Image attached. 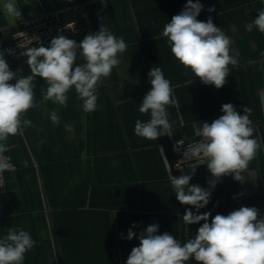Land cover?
<instances>
[{
	"label": "crops",
	"instance_id": "1",
	"mask_svg": "<svg viewBox=\"0 0 264 264\" xmlns=\"http://www.w3.org/2000/svg\"><path fill=\"white\" fill-rule=\"evenodd\" d=\"M0 0V51L8 44L21 21L42 11L57 12L61 21H75L86 32L69 39L81 42L101 26L127 48L119 55L121 63L111 75L102 78L97 93V108L85 113L75 89L68 92L67 106L45 100L46 81H33L36 107L26 113L33 127L23 135L9 136L6 151L16 168L5 173L0 189V238L10 227H20L36 241L25 254L23 264H126L133 247L139 246V234L147 226L158 224V234H172L181 243L194 238L199 224L187 225L183 215L190 209L176 199L167 165L175 154L172 139H192L196 127L211 123L223 115L222 105L231 103L257 127L254 138L264 145V33L251 23L264 0H199L203 9L197 17L213 23L232 40V54L238 65H229L225 85L217 89L205 85L185 69L171 53L164 25L179 14L187 0H14L21 18L5 15ZM197 2V0H193ZM77 4V10L72 5ZM214 7L215 11L208 9ZM16 77L30 75L27 57L14 61L4 55ZM84 63L78 58L76 65ZM158 66L170 80L179 109L168 107L172 135L148 140L134 132L135 122H147L149 114L139 112L140 103L151 89L148 72ZM13 83L15 82L12 81ZM57 111L60 124L49 114ZM73 126V131L65 130ZM192 175L191 185L211 192L208 205L198 214L227 215L242 206L255 207L264 217V147L242 173L241 181L224 176L214 188L215 179L207 165ZM175 174L173 176H180ZM136 225V227H133ZM136 233L128 240V230ZM187 264H196L190 260Z\"/></svg>",
	"mask_w": 264,
	"mask_h": 264
},
{
	"label": "clouds",
	"instance_id": "2",
	"mask_svg": "<svg viewBox=\"0 0 264 264\" xmlns=\"http://www.w3.org/2000/svg\"><path fill=\"white\" fill-rule=\"evenodd\" d=\"M101 3L107 4L105 0ZM3 8L5 15L15 20L21 18L14 0H6ZM202 9L199 0L195 3L187 0L183 10L164 25L162 35L167 37L171 53L185 69H190L203 84L220 89L229 76V65H238V54H232L231 38L213 23L211 16L206 22L197 19ZM208 11L213 12L215 8L210 7ZM254 27L264 33V10L246 25V30L251 32ZM126 48L124 39L116 37L105 26L87 34L79 43L58 35L48 47H31L26 51L31 74L20 78L10 70L4 58L5 51L11 54V50L0 51V173L12 168L10 158L4 155L8 151L9 136L23 135L25 128L34 126L31 119L25 117L36 107L33 83L36 77L46 81L45 100L66 107L67 94L74 88L77 98L83 102L82 110L90 113L97 108L99 82L119 66L118 57ZM78 58L83 59L82 65H76ZM148 76L151 89L140 103L139 112L149 114L150 119L147 122L138 119L134 132L141 138L157 140L172 135L167 109L180 106L173 96L170 80L160 67H152ZM260 100L264 104V91L260 92ZM221 111L223 115L211 123L195 126L196 135L201 139L189 144L183 153V161H207V168L215 178L209 181L212 188L224 176L231 175L241 181L242 173L264 147L258 137L254 138L256 129L249 118L251 108L244 107L241 115L233 104L225 103ZM49 118L54 125L60 124L55 109ZM65 130L71 132L73 126L65 125ZM195 169L191 171L193 174ZM169 179L180 204L196 209L195 213L191 208L186 210L183 222L187 225L204 223L194 238L184 243L167 232L158 234V224L147 226L140 232L139 246L132 248L126 264H187L193 259L196 264H264V217L257 208L242 206L227 215H215L209 223L210 212L198 213L208 205L211 192L199 185L190 186L192 175H171V168ZM134 236L136 233L130 228L127 239ZM35 245L29 232L10 227L0 238V264H23L25 254Z\"/></svg>",
	"mask_w": 264,
	"mask_h": 264
},
{
	"label": "built area",
	"instance_id": "3",
	"mask_svg": "<svg viewBox=\"0 0 264 264\" xmlns=\"http://www.w3.org/2000/svg\"><path fill=\"white\" fill-rule=\"evenodd\" d=\"M78 7L77 4L72 5V9L74 10H77ZM85 32V27L77 24L75 21H61L57 12L42 11L38 15L27 17L21 21L8 44L7 50H11V54H8V56L14 61H20L27 57L25 53L31 47H48L51 40L58 35H63L65 37L79 36L83 35ZM253 126L257 129L254 124ZM200 139L201 137L196 135L192 139L177 138L171 140L175 160L172 165H167L168 173L170 168L171 175L177 173H192L191 171L193 168H196L195 172H197L207 163V161L196 162L195 159L187 162L183 161V153L187 146L199 142ZM177 142H179V144ZM4 155L10 158L9 162L12 168L0 173V189H2L5 184V173L7 171H13L16 168L11 156L7 152H5Z\"/></svg>",
	"mask_w": 264,
	"mask_h": 264
}]
</instances>
